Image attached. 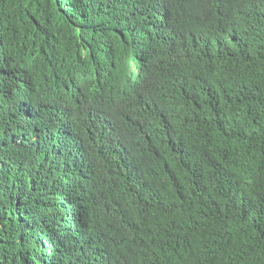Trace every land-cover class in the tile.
Segmentation results:
<instances>
[{
	"label": "trees",
	"instance_id": "1",
	"mask_svg": "<svg viewBox=\"0 0 264 264\" xmlns=\"http://www.w3.org/2000/svg\"><path fill=\"white\" fill-rule=\"evenodd\" d=\"M0 264H264V0H0Z\"/></svg>",
	"mask_w": 264,
	"mask_h": 264
}]
</instances>
